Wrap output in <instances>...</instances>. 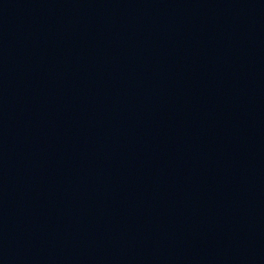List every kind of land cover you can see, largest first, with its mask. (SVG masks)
Segmentation results:
<instances>
[{
	"label": "water",
	"instance_id": "1",
	"mask_svg": "<svg viewBox=\"0 0 264 264\" xmlns=\"http://www.w3.org/2000/svg\"><path fill=\"white\" fill-rule=\"evenodd\" d=\"M0 264H264V0H0Z\"/></svg>",
	"mask_w": 264,
	"mask_h": 264
}]
</instances>
